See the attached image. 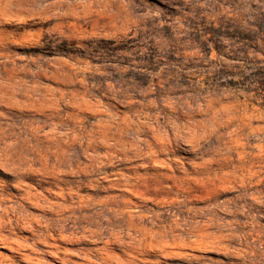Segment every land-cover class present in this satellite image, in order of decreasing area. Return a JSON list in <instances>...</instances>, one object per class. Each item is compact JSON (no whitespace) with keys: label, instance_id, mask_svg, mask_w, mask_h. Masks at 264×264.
Instances as JSON below:
<instances>
[{"label":"rangeland","instance_id":"374dc122","mask_svg":"<svg viewBox=\"0 0 264 264\" xmlns=\"http://www.w3.org/2000/svg\"><path fill=\"white\" fill-rule=\"evenodd\" d=\"M0 264H264V0H0Z\"/></svg>","mask_w":264,"mask_h":264}]
</instances>
